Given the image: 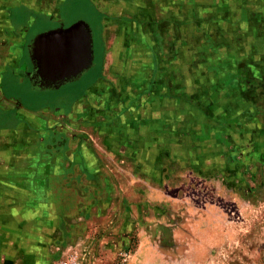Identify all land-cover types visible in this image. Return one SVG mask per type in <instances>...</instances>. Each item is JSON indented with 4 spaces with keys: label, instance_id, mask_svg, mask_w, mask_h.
I'll list each match as a JSON object with an SVG mask.
<instances>
[{
    "label": "rangeland",
    "instance_id": "374dc122",
    "mask_svg": "<svg viewBox=\"0 0 264 264\" xmlns=\"http://www.w3.org/2000/svg\"><path fill=\"white\" fill-rule=\"evenodd\" d=\"M17 1L28 43L92 24L94 63L5 74L49 115L0 140V264H264V0Z\"/></svg>",
    "mask_w": 264,
    "mask_h": 264
},
{
    "label": "crops",
    "instance_id": "0c3cea01",
    "mask_svg": "<svg viewBox=\"0 0 264 264\" xmlns=\"http://www.w3.org/2000/svg\"><path fill=\"white\" fill-rule=\"evenodd\" d=\"M34 6L35 7H32L23 2L20 3L17 0H0V53L3 54V58L0 62V116H2V118L12 116L14 120V122H10V124L4 123L5 126H0V140L7 143L12 142L10 139L11 137L19 135L17 132L20 133L25 131L24 125L27 126L26 128L28 130V125H33V127L43 125L42 123H44L45 120L40 116V113L49 115L45 113L46 109L44 108H27L19 99L7 97L3 90L5 74L12 77V82L22 83L25 76L31 72H29L30 68H28L27 63L24 62V48L28 45L26 36L29 31L30 22L33 20L34 16L40 15L38 13L39 6ZM101 38L102 45L105 47L103 34ZM108 51H110V49ZM80 101L81 98H78L73 103L67 104L66 108L76 109L79 107ZM60 104V107H53V110L58 112L64 110L62 108L65 107L63 106V102ZM3 120L7 121V119ZM10 151H13L12 147ZM7 162L11 163L9 161ZM7 162L5 163L6 167H9ZM53 164L54 162L51 161L49 166H53ZM30 173L32 174L31 171H29V174ZM29 177L32 179H39L33 174ZM56 178H54V181L58 183Z\"/></svg>",
    "mask_w": 264,
    "mask_h": 264
},
{
    "label": "water",
    "instance_id": "95a60500",
    "mask_svg": "<svg viewBox=\"0 0 264 264\" xmlns=\"http://www.w3.org/2000/svg\"><path fill=\"white\" fill-rule=\"evenodd\" d=\"M33 88L57 90L77 80L94 63V35L90 24H73L37 34L27 45Z\"/></svg>",
    "mask_w": 264,
    "mask_h": 264
},
{
    "label": "flooded vegetation",
    "instance_id": "af4514ba",
    "mask_svg": "<svg viewBox=\"0 0 264 264\" xmlns=\"http://www.w3.org/2000/svg\"><path fill=\"white\" fill-rule=\"evenodd\" d=\"M90 26L92 27V29H93V35H94V26L92 25V24H90ZM64 27V26H63Z\"/></svg>",
    "mask_w": 264,
    "mask_h": 264
},
{
    "label": "trees",
    "instance_id": "16d2710c",
    "mask_svg": "<svg viewBox=\"0 0 264 264\" xmlns=\"http://www.w3.org/2000/svg\"><path fill=\"white\" fill-rule=\"evenodd\" d=\"M31 69H32V67H31Z\"/></svg>",
    "mask_w": 264,
    "mask_h": 264
}]
</instances>
